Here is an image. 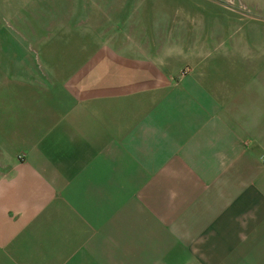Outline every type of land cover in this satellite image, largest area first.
<instances>
[{
    "label": "crops",
    "instance_id": "crops-1",
    "mask_svg": "<svg viewBox=\"0 0 264 264\" xmlns=\"http://www.w3.org/2000/svg\"><path fill=\"white\" fill-rule=\"evenodd\" d=\"M60 40L0 61V264H264V85L242 111L157 40Z\"/></svg>",
    "mask_w": 264,
    "mask_h": 264
},
{
    "label": "rangeland",
    "instance_id": "rangeland-1",
    "mask_svg": "<svg viewBox=\"0 0 264 264\" xmlns=\"http://www.w3.org/2000/svg\"><path fill=\"white\" fill-rule=\"evenodd\" d=\"M256 6L264 0H0V61L13 50L14 61L33 53L40 64L58 49L56 39L83 56L116 39L145 48L157 40L173 84L200 77L215 97L249 112L253 88L264 85V13ZM192 37L201 61L187 59ZM203 38L210 47L196 46Z\"/></svg>",
    "mask_w": 264,
    "mask_h": 264
},
{
    "label": "built area",
    "instance_id": "built-area-1",
    "mask_svg": "<svg viewBox=\"0 0 264 264\" xmlns=\"http://www.w3.org/2000/svg\"><path fill=\"white\" fill-rule=\"evenodd\" d=\"M263 160H264V156H263Z\"/></svg>",
    "mask_w": 264,
    "mask_h": 264
}]
</instances>
